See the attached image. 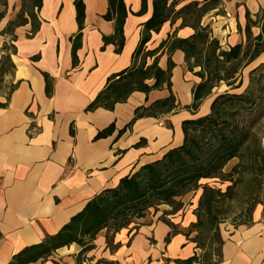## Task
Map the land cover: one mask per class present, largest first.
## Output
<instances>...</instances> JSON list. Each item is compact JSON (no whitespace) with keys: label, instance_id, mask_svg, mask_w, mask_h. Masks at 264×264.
Segmentation results:
<instances>
[{"label":"crops","instance_id":"obj_1","mask_svg":"<svg viewBox=\"0 0 264 264\" xmlns=\"http://www.w3.org/2000/svg\"><path fill=\"white\" fill-rule=\"evenodd\" d=\"M191 1L204 2L182 0L178 7ZM83 2L85 19L76 65L71 58V39L78 32L74 0H42L38 30L31 35L30 22L14 29L16 50L11 60L15 69L5 75L0 92V264H8L25 247L57 233L89 199L115 186L133 167L159 159L168 149L181 145V122L210 110L214 96L203 99L196 112L186 108L193 102L192 89L201 79L187 70L183 51L168 53L164 47L157 63L162 69L167 68L168 60L174 63L171 92L180 107L176 112L159 119L138 118L117 137L132 119L134 109L163 97L165 86L148 94L134 91L112 110L86 111L107 78L131 66L143 24L152 14V0H146L142 14L138 13L141 0H123L128 13L119 53L111 43L101 49L102 36L114 32L113 21L103 18L108 1ZM260 4L263 6L264 0H221L199 23L208 24L213 37L228 49L245 40V11L256 13ZM221 6L224 16L216 13ZM7 22H0V59L2 45L9 39L1 34ZM179 23L180 19L172 25L164 22L158 32L151 33L145 48L158 47L168 36L187 38L194 33L192 27H179ZM255 29L259 31L253 33ZM251 30L253 35L260 32L257 26ZM151 61L147 59V63ZM42 72L51 78L48 96ZM16 82L7 101L5 92ZM145 83L152 85L153 80ZM112 123L115 128L111 135L94 139ZM174 216H179L176 231L161 220H153L131 232L121 229L109 244L105 233L100 232L93 241L94 248L80 257L81 246L72 243L29 264H181L197 252L186 235L196 217L184 207L169 218L172 224L176 222ZM221 237L219 264H264L263 206L255 207L251 224L239 225Z\"/></svg>","mask_w":264,"mask_h":264},{"label":"trees","instance_id":"obj_2","mask_svg":"<svg viewBox=\"0 0 264 264\" xmlns=\"http://www.w3.org/2000/svg\"><path fill=\"white\" fill-rule=\"evenodd\" d=\"M41 1L30 0L29 9H25L24 13L22 11L16 21H9L1 31V34L9 36V39L2 45L0 92L5 75L12 74L15 69L11 60V54L16 50L14 29L30 22L31 35L38 30L40 20L37 13ZM107 1L108 7L103 18L113 21L114 32L110 36H102L101 49L111 43L115 47V52L119 53L125 40L123 25L128 10L123 0ZM181 1L152 0V14L143 24L139 43L132 54L131 66L110 75L104 88L85 110L92 111L97 108L112 110L116 103L125 102L134 91L148 94L152 89H162L165 86L167 93L163 97L134 109L132 119L118 131L117 137L130 128L138 118L159 119L176 112L180 107L171 92V69L174 63L168 60L166 69L160 68L157 63L163 48L166 47L168 53L176 49L183 51L187 70L201 79L192 89L193 102L186 108L196 112L203 99L214 96L209 112L181 122L183 133L181 145L168 149L159 159L133 167L115 186L104 188L89 199L81 211L72 216L57 233L46 235L39 244L25 247L15 254L8 264H29L39 258L45 259L57 248L72 243L81 246L78 253L80 257L94 248L93 241L100 232L105 233L106 243L109 244L116 232L126 228L132 219L143 217L151 207L175 204V209H180L181 203L176 201V198L195 190L202 179L223 177L224 166L233 158L242 160L248 157L250 162H262L260 169L264 171V148L255 131L264 108V62L249 71V82L242 92H233L242 87L241 70L264 54V21L260 24L258 20H253L246 9L245 40L224 49L218 39L213 37L209 25L199 23L201 17L217 7L221 0H204L202 4L191 1L178 7ZM0 6L6 8L7 1L0 0ZM74 8L78 32L71 39V58L73 65H76V52L81 44V29L85 19L83 0H74ZM145 9L146 0H141V9L138 13L142 14ZM4 15V10H1L0 20ZM178 19L179 27H192L194 33L191 36L187 38L168 36L158 47L145 48L152 32H158L164 22L169 21L172 25ZM254 26L260 28L256 35H253L251 30ZM36 58L33 57V60ZM147 59L152 61L147 63ZM197 67L198 70L194 71ZM42 75L45 93L48 96L51 94V78L47 73L42 72ZM146 80H153V84H146ZM221 83L225 89L216 92V87ZM17 84L18 82L11 84L5 92L7 101ZM114 128V124H110L98 131L94 139L111 135ZM212 200L213 197H207L205 201H200L196 221L191 225L204 230L201 233V242L197 243L190 238L202 253L201 255L194 253L180 262L181 264H219L222 261L223 239L219 229L220 221L212 213ZM163 222L173 227L172 223Z\"/></svg>","mask_w":264,"mask_h":264},{"label":"rangeland","instance_id":"obj_3","mask_svg":"<svg viewBox=\"0 0 264 264\" xmlns=\"http://www.w3.org/2000/svg\"><path fill=\"white\" fill-rule=\"evenodd\" d=\"M6 1V8L0 6V11L4 10L5 15L1 19L4 21H16L18 15L22 13V11L24 13V10L29 9L30 7V0ZM256 1L258 3L262 2V0ZM249 3L251 6V2ZM261 6L262 5L260 4L258 12H250V16L253 15L254 19L258 20L260 24L264 21V5ZM216 13L221 16L225 15L222 6ZM258 31L259 30L255 29L253 30V33H257ZM262 62H264V54L252 64H249L241 70L243 78L242 87L233 92H242L245 89L249 82V71ZM224 89L225 86L221 83L215 90L216 92H221ZM255 131L262 148H264V108L258 119V123L255 126ZM260 165H263V163H257L255 161L250 162L248 157H245L242 160L240 158H233L224 166L222 170L224 174L223 177L202 179L199 181L195 190L186 193L180 198H176V201L181 203L180 209H175V204L172 206L161 204L155 208L151 207L143 217L132 219L129 221L128 226L122 229H127L128 232H131L132 228H136L134 230H137L140 225L147 224L153 220L170 222L169 218L173 217L175 213L180 212L183 207L187 210H191L196 217V214H198L199 211L200 201H205L207 197H213L211 202L212 213L216 215L220 221V234L222 233V235L225 236L229 231L243 223L249 225L252 223L253 211L258 204L263 206L264 211V171L260 169ZM179 216H174L173 218L176 221L175 224H172L174 230H177L178 228ZM191 225L192 223L186 229L187 234L197 243L201 242L202 240L200 237L204 230L199 227H192ZM208 242L209 241H207V243ZM196 253L201 255V249L197 248Z\"/></svg>","mask_w":264,"mask_h":264}]
</instances>
